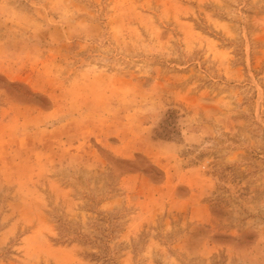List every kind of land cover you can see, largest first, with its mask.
I'll list each match as a JSON object with an SVG mask.
<instances>
[{"label": "rangeland", "instance_id": "1", "mask_svg": "<svg viewBox=\"0 0 264 264\" xmlns=\"http://www.w3.org/2000/svg\"><path fill=\"white\" fill-rule=\"evenodd\" d=\"M0 264H264V0H0Z\"/></svg>", "mask_w": 264, "mask_h": 264}, {"label": "trees", "instance_id": "2", "mask_svg": "<svg viewBox=\"0 0 264 264\" xmlns=\"http://www.w3.org/2000/svg\"><path fill=\"white\" fill-rule=\"evenodd\" d=\"M60 225H61V229H60V236L64 239L69 238V227L67 226V223L65 222H61L60 221ZM78 234V233H76ZM81 236V234H79ZM94 259L100 258V255H96V254H92L91 255Z\"/></svg>", "mask_w": 264, "mask_h": 264}]
</instances>
